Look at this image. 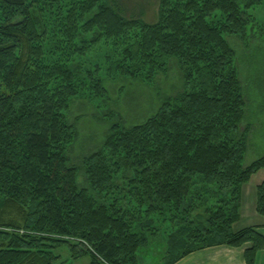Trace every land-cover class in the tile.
Returning <instances> with one entry per match:
<instances>
[{
  "label": "trees",
  "instance_id": "obj_1",
  "mask_svg": "<svg viewBox=\"0 0 264 264\" xmlns=\"http://www.w3.org/2000/svg\"><path fill=\"white\" fill-rule=\"evenodd\" d=\"M70 1L51 27L46 15L59 0H0V264H52L54 249L82 243L92 264H137L135 230L151 227L162 206L180 226L164 264L247 243L246 262L255 264L264 235L233 224L241 187L264 168V154L245 165L249 140L239 125L248 102L226 36L246 40L256 24L251 9L264 0H159L154 22L129 17L118 0ZM83 30L95 38L79 47ZM99 40L114 48L111 65L125 75L152 81L174 58L186 79L156 115L132 128L115 124L102 149L82 160L108 206L79 190L80 168L67 155L76 132L67 112L79 89L69 57ZM88 79L104 94L97 73ZM118 174L131 181L127 207L115 192ZM197 203L206 207L207 233L203 221H190ZM256 211L264 215V182Z\"/></svg>",
  "mask_w": 264,
  "mask_h": 264
},
{
  "label": "rangeland",
  "instance_id": "obj_2",
  "mask_svg": "<svg viewBox=\"0 0 264 264\" xmlns=\"http://www.w3.org/2000/svg\"><path fill=\"white\" fill-rule=\"evenodd\" d=\"M59 1L57 6H61L62 11L56 6L54 11L48 12L46 15V21L51 27H56L57 17L67 16V11L72 3L70 0ZM118 1L121 3L122 10L129 17H141L149 22H154L158 18L159 0ZM251 12L256 18V24L249 30V37L246 40L239 36H226L235 52L238 77L248 102L246 117L239 125L240 132H246L249 140L245 157L247 166L264 154V2L251 9ZM95 33L96 31L83 30L79 34L77 46L83 47L84 43L93 42ZM54 34L49 37L53 38ZM69 58L71 60L69 62L70 69L75 75L79 88L77 94L72 98L67 112L69 122L76 130L74 139L67 150L69 165L80 168L79 190H87L98 206H108L112 199L104 198L91 188L85 169L82 167V160L102 149L115 124L132 128L145 123L156 115L166 99L182 93L186 86L185 75L179 62L174 58L160 69L152 81L125 75L121 71L115 70L111 65L113 60L119 58L116 56L114 48L105 40H99L86 53L80 50ZM90 73H97V76L103 81L104 94L96 95L95 90L91 88L88 79ZM5 91L6 88L2 86L0 93ZM130 182L129 179L118 174L115 192L119 194L122 191L121 204L124 207L129 204ZM244 186L240 190L238 218L233 224L234 229L246 227L245 224L248 220L243 213V206L247 200V197L245 198L247 191ZM217 199L218 197L215 196V199H212L209 204H214ZM230 200L229 197L227 203ZM232 206L233 204L229 208ZM162 208L148 218L152 220L151 227L140 231L135 230L141 240L136 257L137 264H164L168 259L169 244L173 240V234L179 230L180 226H174V223L170 221L172 216L165 211L163 206ZM160 211L167 214L162 216ZM208 218L205 205L198 206L197 203L190 216L192 225L197 226L198 222L203 221L201 224L203 223L204 232L207 233L209 224L206 221ZM196 226H189L187 229H194ZM181 227L185 226L181 225ZM89 250V246L83 243L73 247L54 249L55 257L52 259V264H92V258L88 254ZM75 254H78L77 258L74 257Z\"/></svg>",
  "mask_w": 264,
  "mask_h": 264
},
{
  "label": "crops",
  "instance_id": "obj_3",
  "mask_svg": "<svg viewBox=\"0 0 264 264\" xmlns=\"http://www.w3.org/2000/svg\"><path fill=\"white\" fill-rule=\"evenodd\" d=\"M264 182V168L253 174L250 180L244 184L247 191L243 206V213L248 220L246 227L252 226L259 233L264 235V215H259L256 211L257 206V188ZM249 207V209H247ZM245 228V227H243ZM243 228H236L237 230ZM253 247L252 243H247L241 247L230 246L226 244L205 247L191 252L174 264H247L245 252ZM255 264H264V249L256 254Z\"/></svg>",
  "mask_w": 264,
  "mask_h": 264
}]
</instances>
